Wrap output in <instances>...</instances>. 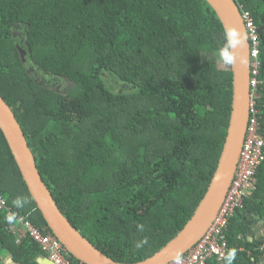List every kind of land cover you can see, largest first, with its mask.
<instances>
[{
    "label": "trees",
    "instance_id": "16d2710c",
    "mask_svg": "<svg viewBox=\"0 0 264 264\" xmlns=\"http://www.w3.org/2000/svg\"><path fill=\"white\" fill-rule=\"evenodd\" d=\"M234 1L258 28L255 108L264 136V0ZM226 42L205 0H0V97L58 209L112 261L151 257L206 192L231 112V66L219 61ZM58 79L69 84L65 94L52 89ZM0 195L51 233L1 130ZM17 198L28 202L16 208ZM249 205L264 216V162L242 209ZM242 209L226 232L234 264L264 253V240L242 237ZM6 217L0 209V253L39 264L40 248L27 237L17 243L18 221Z\"/></svg>",
    "mask_w": 264,
    "mask_h": 264
},
{
    "label": "water",
    "instance_id": "95a60500",
    "mask_svg": "<svg viewBox=\"0 0 264 264\" xmlns=\"http://www.w3.org/2000/svg\"><path fill=\"white\" fill-rule=\"evenodd\" d=\"M216 13L223 31L236 27L246 32L240 10L234 0H205ZM236 62L232 71V101L229 124L211 181L192 216L178 234L151 257L131 264H167L179 250L185 253L207 231L216 216L233 179L236 164L244 142L249 119L250 62L249 42L246 47L237 45ZM248 58L247 66L240 57ZM0 130L36 208L41 213L52 235L68 254L82 264H120L112 261L94 247L71 226L55 204L42 181L23 132L9 106L0 97ZM46 264H50L46 259Z\"/></svg>",
    "mask_w": 264,
    "mask_h": 264
},
{
    "label": "built area",
    "instance_id": "2783aa9c",
    "mask_svg": "<svg viewBox=\"0 0 264 264\" xmlns=\"http://www.w3.org/2000/svg\"><path fill=\"white\" fill-rule=\"evenodd\" d=\"M238 8L246 33H248L249 42L250 101L245 138L225 198L207 231L192 248L183 253V264H210L211 261L221 264L224 261L223 257L231 250L228 248L226 239L230 220L237 210L243 208L244 200L251 196L254 190L255 174L264 162V136L259 133V123L256 118L259 111L255 108L259 100V87L262 85V81L258 79L260 67L258 28L249 13L242 11V6ZM0 209H6L7 216L14 214L6 208L1 195ZM15 217L19 225L18 228L11 230V233L15 235L17 243L22 238L28 237L40 248L42 255L50 264H72L69 261L68 252L55 236L43 235L24 218L16 214ZM167 264H173V262Z\"/></svg>",
    "mask_w": 264,
    "mask_h": 264
},
{
    "label": "clouds",
    "instance_id": "9594fccd",
    "mask_svg": "<svg viewBox=\"0 0 264 264\" xmlns=\"http://www.w3.org/2000/svg\"><path fill=\"white\" fill-rule=\"evenodd\" d=\"M224 36L226 37V44L224 47L219 49V61L224 65L232 66L236 62V53L233 51L239 45L240 47H246L248 42V33L242 32L236 27H228L224 31ZM240 63L244 66L248 64V58L246 56L240 57ZM28 201L26 199L17 198L13 201V204L16 208H22L25 203ZM15 214L8 215L6 220L9 224L15 221ZM15 228H18L15 227ZM139 230L143 231V225H138ZM14 235V234H13ZM43 235H52V233H47ZM54 236V235H53ZM25 238V237H24ZM28 238V237H27ZM146 238L139 242L136 247H142L146 243ZM19 243V242H18ZM44 257V256H43ZM70 257V255H69ZM45 258V257H44ZM46 259V258H45ZM225 264H234L236 260V250H230L226 256L223 257ZM173 264H183V253L182 251H177L175 255L172 256Z\"/></svg>",
    "mask_w": 264,
    "mask_h": 264
},
{
    "label": "crops",
    "instance_id": "0c3cea01",
    "mask_svg": "<svg viewBox=\"0 0 264 264\" xmlns=\"http://www.w3.org/2000/svg\"><path fill=\"white\" fill-rule=\"evenodd\" d=\"M242 213L245 214V217L241 222V230L244 233L242 237L244 238V240L248 242H251L253 240H264V216H259L257 211L254 210L253 205H249L248 207H246ZM249 255L250 253L248 254V256ZM44 260L45 258L41 256L37 261L39 264H46ZM0 264L16 263L12 260V257L8 252L3 251L2 253H0ZM210 264H218V262L211 261ZM248 264H264V253L257 256L256 260L250 258Z\"/></svg>",
    "mask_w": 264,
    "mask_h": 264
},
{
    "label": "rangeland",
    "instance_id": "374dc122",
    "mask_svg": "<svg viewBox=\"0 0 264 264\" xmlns=\"http://www.w3.org/2000/svg\"><path fill=\"white\" fill-rule=\"evenodd\" d=\"M57 79V78H56ZM60 79L55 80L54 84L52 85V89L58 93L65 94L66 90L69 88V84L67 81H60Z\"/></svg>",
    "mask_w": 264,
    "mask_h": 264
}]
</instances>
